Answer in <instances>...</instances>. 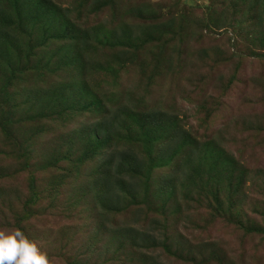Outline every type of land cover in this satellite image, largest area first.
<instances>
[{
    "label": "rangeland",
    "instance_id": "rangeland-1",
    "mask_svg": "<svg viewBox=\"0 0 264 264\" xmlns=\"http://www.w3.org/2000/svg\"><path fill=\"white\" fill-rule=\"evenodd\" d=\"M52 1L70 27L55 21L22 74L0 56V122L10 113L0 124V229L24 231L50 264H264V232L246 230L264 229V0H118L120 17L91 11L94 0L83 13L82 0ZM130 4L176 12V33L146 32ZM237 21L243 39L228 26ZM94 25L119 27V38L93 36L82 62L75 37ZM121 105L177 116L188 131L167 165L139 140L159 149L171 125L146 119L148 137L111 143L144 158L131 193L109 185L118 161L107 165L110 148L95 149L90 130ZM102 186L121 197L117 210L99 201Z\"/></svg>",
    "mask_w": 264,
    "mask_h": 264
},
{
    "label": "trees",
    "instance_id": "trees-1",
    "mask_svg": "<svg viewBox=\"0 0 264 264\" xmlns=\"http://www.w3.org/2000/svg\"><path fill=\"white\" fill-rule=\"evenodd\" d=\"M83 2L84 4H82L81 6L80 4H78L79 7L77 6L78 10L81 9V13L85 11L86 7L89 5L88 3H90L88 2V0H82V3ZM128 6L130 7V9H126V11L128 12L126 15L129 14L138 16L139 18L144 20L143 24L145 26L143 27V29L146 32L147 29L150 31L164 30V32L161 34V38H163V36L166 34V30H172L173 33H176L174 32L175 26H173L175 17L178 15L176 14V12H173L172 10L165 11V7H162L161 9L159 8L157 10L150 9L149 14L147 15V13H144L146 12L144 7L133 6L131 4L126 5L125 7L128 8ZM253 6L256 7V5ZM104 8L110 9L112 12L111 15L113 17H120V13H125L118 0H94V5L91 8V11L99 12ZM15 18H17L16 22L14 21ZM55 21L56 29L57 26H64L69 24L66 21L64 14L61 12V10H59L57 4L52 0H0V56H2L3 59L8 63L10 70L12 71V76L16 75L18 72L22 74V68L18 67L22 64L24 57H27V59H33L37 56V53L34 52L35 48H37L38 45L42 46L46 44V41L49 40L46 34L48 33V31H52L54 29L53 23ZM240 22L241 21H237L236 23L227 25L235 27L234 36L238 37V39H243L246 37L245 34H240L236 26V24ZM243 23L246 22L244 21ZM124 25L126 26L122 27V29L124 33L127 34V39L130 41V39L133 37L134 32L128 26L130 24ZM214 25H217L219 27L223 26L217 22H214ZM68 27H70V24ZM72 31L76 32L77 29L73 28ZM119 31V27L109 25H94L91 27H85V29H83L80 33V39H78V34L75 37V40L77 42L79 60L82 62L85 61V44L89 43L91 45V43L93 42V36L104 37L105 42L112 45L113 40L119 38ZM38 32L40 33V38H38ZM20 35H23L28 39L26 45L22 42ZM94 38L99 39L98 37ZM89 64L95 69L106 68L107 70L112 71L111 65L106 64L105 66H103V64L100 63V60L97 59L90 60ZM9 82L10 80L7 83ZM2 114L3 118L0 124L4 127V129H6L7 124L5 122L9 121L8 115L10 113L8 111H4L2 112ZM162 114L166 116L167 121L171 124L164 123ZM123 118L129 123L128 127L122 128V122H120V119ZM146 119L151 121V123H154L153 127L155 129L171 125L172 130L175 132V135L172 138H174L177 142L174 139H170L169 144H164V146L159 149H157L155 146V138V142L154 140L149 138L143 140L140 137L139 140L143 142V146L146 147V151L149 156L155 154V149V152L157 154V162L159 165H167L169 164V155L170 162H172L175 156H177L179 152L183 151V139L185 136H188V131L185 130L180 123H176L179 122L177 116H169V114L166 112L157 115V118L153 116H144L143 114L140 115V111L138 110L132 109L127 105H121L116 109V112L111 117L94 122L90 129L92 131L93 144L95 149L105 150L106 148H110V154H108V156L104 160L107 162V165H109L108 162L118 161L120 170H117L118 173H115L111 178H107V181L109 182V185L113 186L116 190H120L123 193H131L130 191L134 190L135 180H137L136 176H139L140 173V170H138L137 168H142V162L144 158L142 157V155L140 156L135 149L128 148L129 146L124 148L115 147L114 145L112 146L111 143L113 144V142L119 140L123 136H132L133 134H135L136 136L139 135L148 137V135H146V133L140 129L142 123ZM179 140H182L183 143ZM175 145H177L176 147H178L176 148V153L174 152ZM130 149H132V151H129ZM151 150L152 152L150 153ZM179 165L181 164H178V166ZM128 181H130V183H128ZM107 186H102V189L99 191V201H101L103 206H105L106 204L109 205L108 210H112V208L114 207L113 205L116 204L113 209L117 210L121 197L117 192L110 191ZM135 197L136 196L134 193L132 195V198ZM128 229L132 233L142 232V234H146L147 240L150 241L151 237H149V234L145 233L144 231L134 228ZM259 229L260 231L264 232V229L254 227H247L246 230L254 232L255 230L258 231ZM151 248H158V246Z\"/></svg>",
    "mask_w": 264,
    "mask_h": 264
},
{
    "label": "clouds",
    "instance_id": "clouds-1",
    "mask_svg": "<svg viewBox=\"0 0 264 264\" xmlns=\"http://www.w3.org/2000/svg\"><path fill=\"white\" fill-rule=\"evenodd\" d=\"M0 264H50V260L21 229H0Z\"/></svg>",
    "mask_w": 264,
    "mask_h": 264
}]
</instances>
